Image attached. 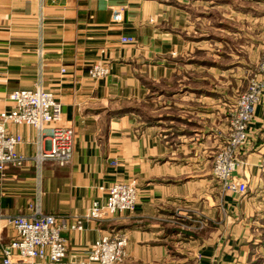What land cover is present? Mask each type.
Returning <instances> with one entry per match:
<instances>
[{
    "label": "crops",
    "instance_id": "0c3cea01",
    "mask_svg": "<svg viewBox=\"0 0 264 264\" xmlns=\"http://www.w3.org/2000/svg\"><path fill=\"white\" fill-rule=\"evenodd\" d=\"M189 2L0 0V112L13 108L12 90L40 85L54 92L75 131L69 165L45 161L0 174L1 216L39 204L76 221L103 198L101 187L136 182V209L125 219H85L82 230L63 233L69 257L83 259L115 227L128 238L120 264H264V94L234 172L248 192H226L214 174L218 112L203 110L215 92L202 78L191 86L177 74L195 44ZM116 7L125 8L121 23L112 22ZM93 64L108 75L92 78ZM150 98L164 101L149 120L139 108ZM8 130L22 136L21 153L35 154L33 127ZM0 228L8 242L12 231L4 221Z\"/></svg>",
    "mask_w": 264,
    "mask_h": 264
},
{
    "label": "built area",
    "instance_id": "2783aa9c",
    "mask_svg": "<svg viewBox=\"0 0 264 264\" xmlns=\"http://www.w3.org/2000/svg\"><path fill=\"white\" fill-rule=\"evenodd\" d=\"M125 8L113 9L112 22L124 20ZM123 42H134L130 36L123 37ZM42 55V52H40ZM62 71H65L64 69ZM108 67L93 64L89 74L94 79L107 76ZM253 88V87H250ZM248 89L240 102L241 111L235 133L228 141L227 149L216 154L214 174L222 183L226 192L242 196L248 192V186L234 176L238 159L236 148L245 146L249 139V124L252 121L256 103L260 97V88ZM7 99L13 108L0 112V174L8 168H24L34 165L37 169L45 161H52L60 167L72 161L75 131L65 121L62 105L51 90L42 86L34 89H14ZM10 124L33 127L37 131L36 152L27 156L18 150L23 143L21 135L8 130ZM49 130V134L44 133ZM104 191L103 198L94 200L83 218L70 221L69 218L54 214H45L40 205L31 206V213L3 217L5 229L12 231L8 242H3L0 228V264H120L127 256L128 238L124 230L111 228L109 232L96 240L85 257L76 260L68 255V244L63 233L66 230H82V221L125 219L136 209L138 186L136 182L114 183ZM202 225V224H201Z\"/></svg>",
    "mask_w": 264,
    "mask_h": 264
},
{
    "label": "rangeland",
    "instance_id": "374dc122",
    "mask_svg": "<svg viewBox=\"0 0 264 264\" xmlns=\"http://www.w3.org/2000/svg\"><path fill=\"white\" fill-rule=\"evenodd\" d=\"M189 1L192 31L188 38L195 44L181 58L182 69L177 74L187 77L185 81L191 86L194 85L189 80L202 78L203 88L215 92L216 97L203 99V102H208L203 104V110L211 106L218 112L214 122L220 128L216 152L219 154L227 149L231 135L235 133L236 136L235 126L241 116L240 102L248 89L260 88L256 106L264 94V0ZM163 101L150 98L149 103H142L139 110L144 117L148 112L146 119L150 120L152 116L162 114ZM211 101L212 104L209 103ZM190 105L188 102L187 106ZM243 148H236L237 167ZM203 224L204 220L197 229L203 228ZM188 229L196 230L190 226Z\"/></svg>",
    "mask_w": 264,
    "mask_h": 264
}]
</instances>
